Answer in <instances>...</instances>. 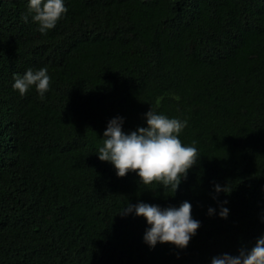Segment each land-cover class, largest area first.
Instances as JSON below:
<instances>
[{
    "label": "trees",
    "instance_id": "trees-1",
    "mask_svg": "<svg viewBox=\"0 0 264 264\" xmlns=\"http://www.w3.org/2000/svg\"><path fill=\"white\" fill-rule=\"evenodd\" d=\"M28 2L0 0V264H211L254 247L264 237V0H64L47 34L23 21ZM41 68L44 99L34 87L21 97L13 76ZM150 110L187 121L179 139L198 151L175 193L98 158L112 119L130 134ZM185 201L200 227L183 250L151 248L147 221L120 215Z\"/></svg>",
    "mask_w": 264,
    "mask_h": 264
},
{
    "label": "clouds",
    "instance_id": "clouds-1",
    "mask_svg": "<svg viewBox=\"0 0 264 264\" xmlns=\"http://www.w3.org/2000/svg\"><path fill=\"white\" fill-rule=\"evenodd\" d=\"M66 12L64 0H29L22 19L27 23L31 17L32 22L38 24V31L47 34ZM13 80L12 87L21 97L33 87L41 99L49 91L50 76L47 68L35 71L28 69L22 76L14 75ZM145 119L146 126L130 134L122 131L121 118L112 119L103 133V146L98 149V158L101 162L111 163L119 178L134 172L144 186L156 183L175 193L182 178H186L188 170L199 158L195 147L184 146L179 139L187 121L168 118L152 110L146 114ZM222 191L227 194L228 187L215 186L217 194ZM133 212L137 217H143L150 226L144 241L151 248L159 242L183 250L200 227V222L192 218L191 204L187 201L179 208L164 210L145 203L135 206L128 204L120 215L126 216ZM213 212L211 208L208 210L209 215ZM228 215L229 210L221 207L220 218L226 219ZM211 264H264V237L259 238L250 250L242 248L235 256L223 254L214 257Z\"/></svg>",
    "mask_w": 264,
    "mask_h": 264
}]
</instances>
